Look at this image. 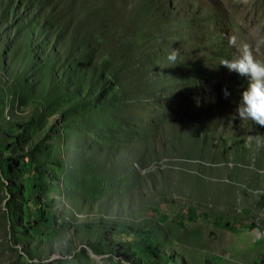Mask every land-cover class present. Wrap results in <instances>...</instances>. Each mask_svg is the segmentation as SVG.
<instances>
[{
  "label": "rangeland",
  "instance_id": "374dc122",
  "mask_svg": "<svg viewBox=\"0 0 264 264\" xmlns=\"http://www.w3.org/2000/svg\"><path fill=\"white\" fill-rule=\"evenodd\" d=\"M245 47L264 0H0V264H264Z\"/></svg>",
  "mask_w": 264,
  "mask_h": 264
},
{
  "label": "clouds",
  "instance_id": "9594fccd",
  "mask_svg": "<svg viewBox=\"0 0 264 264\" xmlns=\"http://www.w3.org/2000/svg\"><path fill=\"white\" fill-rule=\"evenodd\" d=\"M231 42L230 40L229 43ZM167 59L175 61L174 49ZM219 65L245 80L235 108L236 117L250 119L255 124L264 126V61L254 58L245 47L236 58H221ZM221 91L224 96H228L226 88Z\"/></svg>",
  "mask_w": 264,
  "mask_h": 264
},
{
  "label": "trees",
  "instance_id": "16d2710c",
  "mask_svg": "<svg viewBox=\"0 0 264 264\" xmlns=\"http://www.w3.org/2000/svg\"><path fill=\"white\" fill-rule=\"evenodd\" d=\"M24 166H27V163L24 162V161H22V160L19 161V162L17 163V168L20 169V170H23V169H24ZM144 235H145V233H144ZM146 236H147V234H146ZM140 237H142V239H144L143 236L140 235ZM124 244H125L124 242H120V243H119L120 246H124ZM147 249H148L149 251H151L153 254H154V253L156 254V252L154 251V249H153V247H152L151 244H148V245H147ZM120 255H121L120 253H117V256H118V257H120ZM121 257H123V258L126 257V254H125V253L122 254Z\"/></svg>",
  "mask_w": 264,
  "mask_h": 264
}]
</instances>
